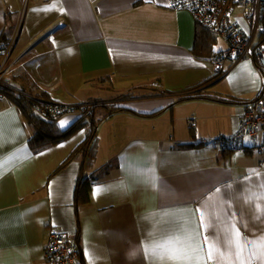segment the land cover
<instances>
[{"label": "crops", "instance_id": "0c3cea01", "mask_svg": "<svg viewBox=\"0 0 264 264\" xmlns=\"http://www.w3.org/2000/svg\"><path fill=\"white\" fill-rule=\"evenodd\" d=\"M18 3L22 6L24 0H0V35L4 30L10 35L9 51L16 40L15 49L21 44L14 60L32 52L21 64L24 76L16 77V84L33 96L42 87L63 106L119 102L139 114L158 113L139 117L118 112L103 119L100 112L96 158L83 170L84 176L97 172V177L89 204L76 217L73 201L81 162L59 167L88 129L33 152L28 145L33 130L19 108L0 94V264H48L43 249L52 231L78 236L82 264H177L144 256V242L169 236L185 238L183 259L194 262L199 253L191 252L187 236L199 232L202 242L206 234L224 233L233 214L242 237L264 234V215L256 218L257 207L264 210L260 138H246L243 150L220 149L258 94L260 80L252 60L228 62L223 77L214 79L212 61L191 53L193 17L173 0H33L12 21ZM231 21L250 31L240 11L232 12ZM23 30L26 35L19 42ZM224 49L225 44L218 48ZM3 54L0 49V67ZM7 79L13 92L20 93ZM117 83L124 87L116 97L97 96ZM59 86L68 99L52 94ZM196 92L204 99L180 101ZM189 118L196 124L187 130ZM75 119L65 116L57 124ZM102 186L105 190L94 196V188ZM198 208L205 226H214L207 233L198 227ZM207 252L204 248L200 258ZM216 253L205 264H234V250L221 244Z\"/></svg>", "mask_w": 264, "mask_h": 264}, {"label": "built area", "instance_id": "2783aa9c", "mask_svg": "<svg viewBox=\"0 0 264 264\" xmlns=\"http://www.w3.org/2000/svg\"><path fill=\"white\" fill-rule=\"evenodd\" d=\"M176 8L187 10L199 25L211 27L225 44V49L212 61L216 75L225 72L228 62L238 63L252 60L259 75L260 88L257 96L247 104L240 117L237 131L222 140V152L243 150L246 138L261 137L259 150H264V43L254 40L256 30L264 28V0H173ZM239 10L249 24L246 31L236 21H231V14ZM52 36H50L51 38ZM3 76H0V80ZM98 103L87 101L77 106H63L59 115L50 117L45 114L50 104H40L36 113L44 118H60L69 115H84ZM59 116V117H58ZM196 120L186 121L188 129L195 127ZM221 142V141H220ZM44 259L48 264H80V248L76 238L66 234L50 232L43 249Z\"/></svg>", "mask_w": 264, "mask_h": 264}, {"label": "trees", "instance_id": "16d2710c", "mask_svg": "<svg viewBox=\"0 0 264 264\" xmlns=\"http://www.w3.org/2000/svg\"><path fill=\"white\" fill-rule=\"evenodd\" d=\"M21 31L22 26L20 28L19 34L21 33ZM217 40L218 36L215 34L211 27H205L195 22L193 46L191 48L192 55L200 61H213L216 56L222 52L218 49L214 51L215 46L217 45ZM257 41L258 43H264V28L259 31ZM10 43L11 37L8 34L7 30L2 31L0 35V49L2 53H5L6 49L10 46ZM16 43L13 46V50L16 46ZM224 74L225 72L221 75L214 74V79H220L221 77H223ZM207 83L208 82H206L205 84ZM1 91L4 96L8 97V99H10V101L19 108L24 118L26 119L28 125L33 130V134L28 139V145L33 152H38L48 147L57 145L68 139L74 132L82 128L88 127V133L86 138L70 153L67 159L64 160V162H62L59 167L62 168L71 160L79 159L81 162V172L78 177V181L74 191L73 201L76 217H78L79 213L85 208V206L89 204L91 185L97 177V172H93L87 177L83 175V170L91 168L96 158L98 148V137L95 132L97 126V120L95 119L96 111L100 110L101 112L105 113L103 119L118 112H126L139 117H149L158 113L156 112L149 115L139 114L126 107L124 103L114 102L109 105L102 104L93 106L91 110L85 113L84 115H74L76 116V119L73 121V123H71L64 129H60L58 127L57 121L63 118V116H61L60 118L56 117L48 119L41 117L36 113L35 109L38 108L40 104L45 100L39 99L38 102L36 100L29 101L27 98L19 96L18 94L14 93L13 91L7 88H2ZM45 96L47 97L46 99H49L47 95ZM193 98L204 99L202 95H199L196 92L189 96L182 97L180 101L189 100ZM220 101L224 103L225 100ZM63 108L64 107L59 105V103L51 100V103L49 105V108L47 109L48 111L46 112L45 116L50 117V115H53L54 113L59 115V110H62ZM76 239L79 245L78 236H76ZM80 264H82L81 257Z\"/></svg>", "mask_w": 264, "mask_h": 264}, {"label": "snow or ice", "instance_id": "6c2138e0", "mask_svg": "<svg viewBox=\"0 0 264 264\" xmlns=\"http://www.w3.org/2000/svg\"><path fill=\"white\" fill-rule=\"evenodd\" d=\"M217 49H214L216 51ZM69 121H61L58 125L60 129H64L69 126ZM151 182H155L157 177L154 175V169L151 170ZM230 187V186H229ZM105 190V187L94 188V196L99 194L101 191ZM220 192L221 189H217ZM197 213L200 214L199 229L203 230L205 233L208 232L209 228L214 226H205L204 213L198 208ZM257 219L264 215V210L257 207ZM187 243L191 246V252L193 254L199 253V257L193 262L190 259H183L187 254L188 250L186 248L180 247L185 244L184 237H172L169 236L167 239L160 241H154L151 244L144 242V256L146 259L159 258L161 260L167 259L176 261L177 264H205V259L207 261H212L215 259L217 253L216 249L223 244L225 248L234 250L235 262L234 264H264V234L256 238H245L242 237L240 228L235 221V214H233V222L231 228L224 232H217L215 235H205L203 241H200L199 232H191L187 238ZM211 241V246L209 247V242ZM208 248L207 256L204 259L203 250ZM135 254V253H134ZM229 264H232L230 261Z\"/></svg>", "mask_w": 264, "mask_h": 264}, {"label": "rangeland", "instance_id": "374dc122", "mask_svg": "<svg viewBox=\"0 0 264 264\" xmlns=\"http://www.w3.org/2000/svg\"><path fill=\"white\" fill-rule=\"evenodd\" d=\"M32 1L33 0H24V3H22V6H20V4L18 3V7H17V9H15V14H14V16L11 15L10 19L12 21H15L18 18V16L20 15L22 9H24V12H26V9H27V6L29 5V2L32 4ZM235 11H239V10H235ZM25 35H26V33L23 30L19 42H21V40H24ZM216 44L217 45L215 46V49L222 48L224 46L223 41H222L221 38H218ZM20 46H21V44H19L18 47L20 48ZM9 48L10 47H8L6 49V51H5V53L3 54V57H4L5 54L7 56L5 55V57L3 58L4 61H3L2 65H1V67H0V76H3V78L0 80V94H2L1 89L2 88H5V87L7 89L11 90V91H15V89L10 88L9 85H7V83L5 82V79L8 78L7 80L9 81L10 85L16 87V89L18 88V90L20 91V93L18 92V95L19 96H23V97L27 98L29 101L36 100L38 102L39 99L40 100L42 99V100H45V101H43L44 104H50L51 103V100L50 99H46L47 97L45 96V94L43 92L44 90L41 89L42 87L36 88V91H35L36 92V95L33 96L31 94V92L25 90V87L24 86H22L20 84H16L13 81L18 76H20V77L24 76V70L22 69L23 67L21 66V64H23L24 62H26V60L30 56H32V54H31L32 52L30 51V52L26 53L24 56L18 58L19 60H17V59L14 60V58H16V56H17V53H18V49L19 48L15 49V47H14V50L12 49L11 51H9ZM7 50L9 51V53H8ZM31 67H32V69L37 70V68H36V66L34 64L31 65ZM34 74H35V79L38 82L37 72L35 71ZM123 87H124L123 84L117 83V85L114 86L113 88L111 87L109 90H105L104 92L99 93L97 96H100L102 98H108V97L109 98H112V97H116L117 93L120 91V88H123ZM52 94H54L56 96V98L59 99V100H66V99H68V94H66L64 92L62 86H59ZM79 96H82V94L80 93ZM32 97L37 98V99H34ZM96 112L97 113H95V119L97 120V124H98V123H100L102 121V120H100V112L101 111L100 110H97ZM184 125H185V128L188 130V127L185 124V122H184ZM85 128L88 129V127H85ZM188 133H191V132H188ZM258 138H260V141L257 140L259 142V146H260V144H261V137L258 136ZM210 144H213V143L211 142ZM174 147H176V146H174Z\"/></svg>", "mask_w": 264, "mask_h": 264}, {"label": "water", "instance_id": "95a60500", "mask_svg": "<svg viewBox=\"0 0 264 264\" xmlns=\"http://www.w3.org/2000/svg\"><path fill=\"white\" fill-rule=\"evenodd\" d=\"M11 48H12V46H11ZM11 48H10V49H11Z\"/></svg>", "mask_w": 264, "mask_h": 264}]
</instances>
